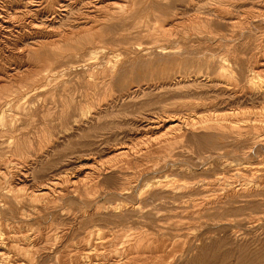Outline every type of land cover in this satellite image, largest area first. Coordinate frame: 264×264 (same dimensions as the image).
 <instances>
[{
  "label": "rangeland",
  "instance_id": "obj_1",
  "mask_svg": "<svg viewBox=\"0 0 264 264\" xmlns=\"http://www.w3.org/2000/svg\"><path fill=\"white\" fill-rule=\"evenodd\" d=\"M0 228V264H264V0H0Z\"/></svg>",
  "mask_w": 264,
  "mask_h": 264
},
{
  "label": "bare ground",
  "instance_id": "obj_2",
  "mask_svg": "<svg viewBox=\"0 0 264 264\" xmlns=\"http://www.w3.org/2000/svg\"><path fill=\"white\" fill-rule=\"evenodd\" d=\"M94 1V0H93ZM99 1V0H98ZM103 1V0H102ZM112 2V1H111ZM105 3H106V1H105ZM110 3V2H109ZM113 3H114V1H113ZM101 4V3H100ZM69 5V4H68ZM98 5V4H97ZM123 5V4H122ZM104 7V6H103ZM109 7V6H108ZM12 9V8H11ZM111 9V8H110ZM109 10V9H108ZM48 35V34H47ZM18 52V51H17ZM10 64V63H9ZM226 73V72H225ZM250 79V78H249ZM252 79V78H251ZM188 81V80H187ZM177 120H175V121H173V123H171V126H173L174 128H179V129H183V127H184V125H182L183 124V119H181L180 117H178V118H176ZM203 123V124H205V123H212V124H215L216 126H225V127H234V126H236L237 124H238V122L237 121H235V120H232L230 123L229 122H225V121H223V119H221V118H218V117H211V118H209V119H207V120H201V121H189V123H188V125L185 127L186 129H185V131L186 132H189V133H195V131H196V127L199 125L198 123ZM254 123V122H253ZM240 126V125H239ZM259 126V125H258ZM241 127V126H240ZM253 127H255V128H258V127H256V126H253ZM260 127V126H259ZM262 127V126H261ZM255 128H253L254 130H255ZM259 129H257V131H258ZM257 131H254V133L253 134H255L256 136L258 135V133H257ZM237 133H240V132H237ZM249 134V133H248ZM184 135H186V133L184 134ZM194 135V134H193ZM195 137V136H194ZM248 137H250V136H248ZM254 140V139H253ZM127 150V149H126ZM122 152H125V149H123V150H121ZM254 183V182H253ZM50 184V183H49ZM157 184V183H156ZM46 191V190H45ZM43 192H44V190H43ZM43 192H40L41 194L43 193ZM229 192V191H228ZM31 196V195H30ZM146 211V210H145ZM2 226V225H1ZM1 229V228H0ZM10 231V230H9ZM4 232V230L1 232V233H3ZM7 232V231H6ZM110 232V231H109ZM0 233V234H1ZM8 233V232H7ZM26 234V233H25ZM3 235V234H2ZM14 235V234H13ZM17 235H19V234H17ZM141 234H139V236H136L135 237V241H130L128 244H127V246H129V247H131V246H134L137 242V244L139 245V242H140V240H141V237L142 236H140ZM146 235V234H145ZM16 236V235H15ZM8 237V236H7ZM13 237V236H12ZM11 237V238H12ZM42 237V236H41ZM5 237H3V259L4 260H9L10 258H11V254H7V251H6V241H5ZM8 239H10L9 237H8ZM24 239V238H23ZM28 239H29V237H28ZM145 239V238H144ZM2 240V239H1ZM36 240V239H35ZM26 241V240H25ZM39 241V240H38ZM49 241V240H48ZM142 241V240H141ZM149 241H151V240H149ZM12 242V241H11ZM35 242V241H34ZM40 242V241H39ZM42 242V241H41ZM40 242V243H41ZM107 242V241H106ZM141 243V242H140ZM103 244V243H102ZM32 245V244H31ZM147 245V244H146ZM16 246V245H15ZM21 246V245H20ZM26 246V245H25ZM125 246V245H124ZM142 246V245H141ZM152 246V245H151ZM27 247V246H26ZM120 247H121V245H120ZM146 247V246H145ZM144 247V248H145ZM14 248V247H13ZM24 247H20V249H23ZM33 248V247H32ZM111 248V247H110ZM137 248V247H136ZM139 248V247H138ZM137 248V249H138ZM143 248V249H144ZM151 248V247H150ZM26 251L28 250V247L27 248H24ZM30 249V248H29ZM34 249V248H33ZM95 249V248H94ZM123 249V248H122ZM133 249V248H132ZM146 249V248H145ZM129 250V249H128ZM140 250V249H139ZM138 250V251H139ZM31 251H32V249H31ZM30 251V252H31ZM78 251V250H77ZM130 251V250H129ZM1 252V251H0ZM125 252V251H124ZM135 252V251H134ZM141 252V251H140ZM142 253H143V251H142ZM140 254V253H139ZM157 254V253H156ZM2 255V254H1ZM116 255V254H115ZM82 256V255H81ZM81 256H80V258H81ZM111 256V255H110ZM134 256V255H133ZM57 257H58V255H57ZM101 257V256H100ZM104 257V256H103ZM34 258V257H33ZM90 258V257H89ZM108 259H109V257H108ZM112 259V258H111ZM11 260H12V258H11ZM77 260V259H76ZM91 260V259H90ZM12 261H14V260H12ZM78 262H79V260H77ZM92 261V260H91ZM128 261H130V260H128ZM24 262V261H23ZM70 262H72V261H70ZM96 263V262H95ZM14 264V263H13ZM72 264V263H71ZM75 264V263H74Z\"/></svg>",
  "mask_w": 264,
  "mask_h": 264
}]
</instances>
